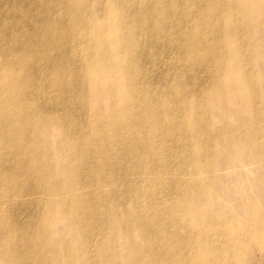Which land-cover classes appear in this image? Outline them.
Here are the masks:
<instances>
[{"label": "bare ground", "instance_id": "1", "mask_svg": "<svg viewBox=\"0 0 264 264\" xmlns=\"http://www.w3.org/2000/svg\"><path fill=\"white\" fill-rule=\"evenodd\" d=\"M260 31L264 0H0V262L264 264Z\"/></svg>", "mask_w": 264, "mask_h": 264}, {"label": "rangeland", "instance_id": "2", "mask_svg": "<svg viewBox=\"0 0 264 264\" xmlns=\"http://www.w3.org/2000/svg\"><path fill=\"white\" fill-rule=\"evenodd\" d=\"M258 35L260 36L261 43H264V33L262 31H260V32H258ZM257 50H258V53H263L264 54V47L259 46ZM163 68H164V66H163ZM234 113H236V112L234 111L232 113V117H231L233 120H234V118H236ZM213 115L216 117L218 115V113H214ZM235 120L238 123L242 122L239 119H235ZM53 163H54V166H55L56 170H59V161H58V159L56 161H54ZM251 168H254V167H251ZM229 176H230V179L225 183V187H227L231 191L232 195H239L240 193H235V190L237 188L241 189L242 185L249 186V183L247 182V179H249V181H252V182L253 181H257L259 179L258 176H253V175H251L250 177H247L245 175L238 176V175H235L234 172L231 173ZM27 216L28 215L25 214L22 219L26 218ZM58 232H61V231H58ZM0 259H1V256H0ZM0 264H2V263L0 262Z\"/></svg>", "mask_w": 264, "mask_h": 264}]
</instances>
